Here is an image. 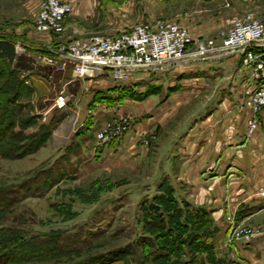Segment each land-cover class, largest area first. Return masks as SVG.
Listing matches in <instances>:
<instances>
[{
    "label": "rangeland",
    "instance_id": "1",
    "mask_svg": "<svg viewBox=\"0 0 264 264\" xmlns=\"http://www.w3.org/2000/svg\"><path fill=\"white\" fill-rule=\"evenodd\" d=\"M39 2L40 0H0V36L7 37L14 45V59L12 61L14 68H16L15 58L23 54L30 59L32 58L31 60L35 64L51 66L52 68L58 67L62 63L61 60L48 49H56L58 45L65 42L85 40L91 35L118 36L139 23H152L157 20L173 22L185 28L191 37L193 33L188 27L200 29L206 25H213L215 29L208 32L204 38L197 40L192 38V42L187 47V50H192L200 41H205L206 45H209V42H212V45H220L223 37L238 21H244L248 17L264 20V0H106L107 7L110 9L108 14L99 12L96 17L91 19L81 17L79 23L85 27L86 33H76L72 39L61 41L56 40V37L64 32L67 18L70 17L69 20L76 18L73 17L74 9L71 3L65 1L71 5L72 10L64 19L63 31L60 34H52L39 32L33 27ZM100 28H104L106 31L102 32ZM20 44H26L29 48L16 50L15 47H20ZM45 56L51 60L50 63L42 61ZM176 69L167 65L149 71H133L128 72L126 79L113 78L110 73L104 71L94 77L82 79L107 77L112 80L113 86H131L140 92L149 88L154 91L152 93L165 95L177 77ZM138 73L144 75L140 77L137 75ZM19 75V77L22 75L20 71ZM4 76L5 72L2 71L0 83ZM23 77V84L28 87L29 84L25 80L27 78L26 76ZM64 82L63 80L62 83ZM35 90L31 88L29 91H22V95L13 101L12 108L17 106L15 111L18 112V117L25 119V121L22 125L17 121L14 122L13 126L7 129L5 136L11 134L12 139L20 145L29 140L31 134L39 132L40 124L48 123L52 116L55 118L62 116L59 121L53 124L49 137L52 133L55 135L58 128L66 129L63 132L64 137H57L58 140H50L46 143L48 137L36 151L21 158L6 159L0 157V187L6 189L24 180L30 182V179L38 171L37 177L41 179L46 175L40 170H48V175L53 177V181L56 183L53 182L55 184L44 189L42 193L35 192L34 184H31L30 193L25 198L11 204L10 210L6 213L5 220L1 221L0 226H17L24 232H28L29 235L37 234L38 236L61 232V237L64 236L68 240H83L81 252L73 254L71 260L64 258L63 261L66 262L61 261V264H69L73 260H86L89 257H98L99 255H103V257L92 261V264L97 262L100 264H140L139 255L137 253L132 254L131 251L134 250V240L137 237L147 238V234L143 233V219L145 215L152 213L146 208V205L144 206L145 210L141 207L140 200L147 196L149 197L147 200L150 201L151 194L155 193L156 185L163 180L161 179V172H159L162 161L158 151L161 146H164L166 135L161 133L160 138H158L154 134H149L141 138L144 145L151 147L150 153L154 154L146 165L141 169L139 168V171H132L127 166L119 165L110 169L105 167L92 168L88 165L91 160L88 162L89 154L85 153L86 145L84 143L80 145L75 139V132L71 130L72 126L73 129L76 128L77 113L71 107L69 109L68 101L66 106L61 109L52 105V97L55 96L53 98H56L60 94L59 91L65 89H62L61 85L49 93L46 88L41 87L40 91L43 93L40 92V94L37 93L38 89ZM88 111L89 113L86 111L81 116L87 119L86 122L92 120L91 111ZM81 117L79 115L78 119ZM122 117L127 119L126 128L111 140L121 137L130 128L132 119L129 115H116L104 120L93 133L86 132V135L83 134L84 140L93 136L92 138L96 143L103 144L111 141L99 142L98 133L106 127L107 123L115 126ZM257 118L259 125L264 122L259 117ZM181 120L178 119L174 126H179ZM67 141L69 145L65 147ZM81 148L84 153H81ZM175 197L178 200L183 198L178 195ZM228 216L234 217L232 213H228L225 218ZM215 224L218 226L216 222ZM236 225H238V229L248 228L264 232V227L260 225L242 223L237 220ZM218 228V235H221L223 228L219 226ZM217 242H219V238ZM234 242L225 243V245L232 246ZM120 248L130 254L122 256V258L121 256L111 257L110 252L118 251ZM136 248L141 249L140 246ZM116 254L119 253L116 252ZM34 263L30 261L25 263L9 262L8 264Z\"/></svg>",
    "mask_w": 264,
    "mask_h": 264
},
{
    "label": "crops",
    "instance_id": "2",
    "mask_svg": "<svg viewBox=\"0 0 264 264\" xmlns=\"http://www.w3.org/2000/svg\"><path fill=\"white\" fill-rule=\"evenodd\" d=\"M64 1L71 3L76 18H67L65 30L56 40H69L76 33H86L79 23L81 17L91 19L99 12L110 11L106 0ZM188 28L194 40L215 29L213 25ZM31 59L24 54L17 56L16 68L26 76L32 89H38V94L43 93L41 87L49 93L61 85L65 89L59 92L68 96L67 106L77 113L76 128L72 126L71 130L76 141L86 145L88 162L91 160L88 165L95 169L119 165L139 171L154 154L141 138L149 134L158 138L161 133L166 135L164 146H159L158 151L162 161L161 179H166L179 197L210 211L223 228L217 247L232 264H264V232L250 242L235 241L232 246L225 245L224 239L228 213L238 222L264 227V198L255 194L264 183V122L252 135L246 134V121L252 112L243 105V98L247 89L257 85V80L251 68L242 64L240 55L178 60L170 65L178 69L167 94L152 93L143 99L126 98L113 104L92 103L97 90L113 86L107 77L85 80L74 75L71 64L52 68L35 64ZM193 108L197 109L192 111ZM88 110L92 122L81 117ZM122 114L132 119L124 135L103 144L94 142L93 136L84 140L83 134L93 133L104 120ZM258 116L263 119L264 110ZM178 119H182L179 126H174ZM65 131L58 128L46 143L64 137ZM80 151L84 153L82 148Z\"/></svg>",
    "mask_w": 264,
    "mask_h": 264
},
{
    "label": "trees",
    "instance_id": "3",
    "mask_svg": "<svg viewBox=\"0 0 264 264\" xmlns=\"http://www.w3.org/2000/svg\"><path fill=\"white\" fill-rule=\"evenodd\" d=\"M13 59V43L7 37L0 36V71L1 74L2 71L5 72L0 83V157L6 159L21 158L36 151L49 137L53 124L62 117L52 116L48 123L40 124L39 132L31 134L29 140L20 145L12 139L11 134L5 136L14 122L24 124L25 119L18 117V112L15 111L17 106L12 108V103L22 95V91L31 89L23 84L24 77H19V71L12 66ZM152 92L154 91L149 88L140 92L131 86L114 85L97 90L92 103L104 101L113 104L126 98L143 99ZM40 171L46 176L40 179L37 177L38 171L30 182L24 180L6 189L0 187V223L5 220L11 204L30 193L31 184H34L35 192L42 193L56 183L48 175V170ZM175 196L172 185L163 179L156 185L150 201L147 196L140 200L144 210L146 205L152 211L143 219V233L147 234V238L137 237L134 240V250L131 251L132 254L139 255L140 264H230V260L217 247L219 228L210 211L205 207L195 206L184 198L178 200ZM27 234L17 226H0V264L30 261L35 262L34 264H61V261L66 262L63 261L64 258L71 260L73 254L82 250L83 240H68L61 237V232L42 236ZM137 246L141 249L138 250ZM110 253L111 257L121 258L130 254L121 248ZM101 257L103 255L81 261L73 260L69 264H92V261Z\"/></svg>",
    "mask_w": 264,
    "mask_h": 264
},
{
    "label": "built area",
    "instance_id": "4",
    "mask_svg": "<svg viewBox=\"0 0 264 264\" xmlns=\"http://www.w3.org/2000/svg\"><path fill=\"white\" fill-rule=\"evenodd\" d=\"M71 10V5L63 0H40L33 27L39 32L60 34L64 19ZM190 42L192 37L185 28L157 20L136 24L118 36L91 35L85 40L61 43L48 51L61 60L60 66L71 64L76 77H94L106 71L118 79H126L128 72L154 70L185 58L204 60L217 55L238 54L242 64L251 68L252 76L257 80L254 88L245 91L243 100V105L252 112L246 121L247 134H252L259 126L257 117L264 110V20L248 17L236 22L217 46L200 41L194 49L187 50ZM15 48L24 50L29 46L20 44ZM42 61L51 62L46 56ZM67 101L68 96L60 92L52 105L61 109ZM126 122L127 119L122 117L115 126L107 123L98 133L99 142H107L119 135L125 130ZM256 195L264 198V184L258 187ZM225 221L228 225L227 244L236 240L247 243L262 233L248 228L238 229L233 216L226 217Z\"/></svg>",
    "mask_w": 264,
    "mask_h": 264
}]
</instances>
